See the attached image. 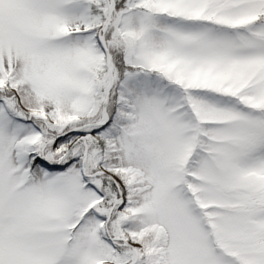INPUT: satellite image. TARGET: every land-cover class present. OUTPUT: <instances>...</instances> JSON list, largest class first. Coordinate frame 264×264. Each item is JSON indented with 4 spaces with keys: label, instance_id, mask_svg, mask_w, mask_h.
<instances>
[{
    "label": "snow or ice",
    "instance_id": "snow-or-ice-1",
    "mask_svg": "<svg viewBox=\"0 0 264 264\" xmlns=\"http://www.w3.org/2000/svg\"><path fill=\"white\" fill-rule=\"evenodd\" d=\"M0 264H264V0H0Z\"/></svg>",
    "mask_w": 264,
    "mask_h": 264
}]
</instances>
